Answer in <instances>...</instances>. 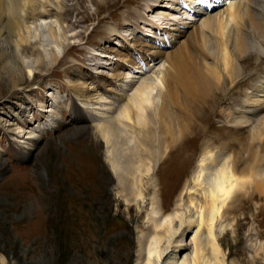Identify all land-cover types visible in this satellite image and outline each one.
I'll use <instances>...</instances> for the list:
<instances>
[{
  "label": "rangeland",
  "instance_id": "rangeland-1",
  "mask_svg": "<svg viewBox=\"0 0 264 264\" xmlns=\"http://www.w3.org/2000/svg\"><path fill=\"white\" fill-rule=\"evenodd\" d=\"M83 1L89 14L98 13V17H104V20L94 19L78 27H72L66 20L63 22L64 30L52 14L38 20L39 23L34 21V24L33 20H29V41L34 52L23 53L21 58L27 70L36 72V77L24 89L23 94L34 99L25 115L17 111L14 104L16 96L8 92L9 86L3 88L6 93L0 99V264H141L142 248H145L141 243L145 237L149 238L154 226L152 220L158 212L157 204L151 200L153 193L158 191L165 199L159 205L165 203L169 194L173 193L172 189L179 192L178 189L189 178L199 174L196 156L185 177L181 171L180 174L173 172L170 166L165 169L167 164H151L148 175L140 179V174L135 173L134 178H128L123 189V186H118L107 155L115 152L120 156V166L125 168L123 156L127 155V148L135 147L137 140L122 130L124 144L112 148L101 141L95 127L115 115L113 109L119 106L121 94L129 93L128 83L122 84V87L116 86L119 89L112 96L102 92L101 99L92 103L82 100L70 90L69 81L73 79L72 72L85 74L87 78L84 81L88 84L95 82L97 70L109 74L115 59L100 53L98 46L102 45V41H108L111 48L121 49L119 46H126L124 40L128 37H145L158 42H165L167 38L158 31V26L146 31L147 27L138 18L131 21L140 30L122 23V18L134 17V11L156 23L158 16L156 18L154 12L150 13L145 8L151 0H135L126 8L117 9L96 7L92 0ZM224 1L218 4L219 8L224 6ZM59 2L71 10L75 6L81 9L77 0ZM200 7L207 9L206 6ZM204 9L200 8L202 11ZM193 14L196 16L184 10L176 15V22L181 18V22L199 25L206 18V14ZM72 17L79 19L74 18L73 14ZM245 17V25L251 28L248 42L253 41L254 52L259 50V54L252 53L246 42L241 43L229 75L224 77H227L225 80L231 89L218 99L217 111L220 115L204 120L206 134L199 141L202 144L209 139L217 146L216 136L250 137L254 139L253 150L257 151L254 170L246 182L248 194L222 208L223 213L217 222L220 230L217 227L216 231L214 229L218 258H222L223 264H264V62L260 60L264 56V29L263 22L251 23L254 20L250 13ZM207 19L212 27L213 20ZM252 24L256 27L253 28ZM106 26L112 27L119 37H110L109 33L104 32ZM257 32H261V36ZM217 48L216 41L209 38L207 53L214 60ZM52 52L58 53L60 60L65 56V63L52 66ZM39 58L45 67L39 66ZM257 58L259 61H256ZM152 63L153 67L150 65L146 70L147 75L158 73L162 65L158 59ZM132 74L142 76L139 72ZM140 77L134 80L139 83ZM230 78L235 79L233 86ZM258 83L263 84L262 93L259 94L255 92ZM251 93L255 94V99L261 100L257 106L244 105ZM236 100L238 103L234 102ZM13 116H19L20 123L17 122L16 126L20 128L10 133L4 130L2 124ZM242 116L249 121L239 126ZM212 120L214 122L211 123ZM211 126H214V130ZM33 140L41 141L40 150L30 149L28 145ZM235 146L237 150L239 147ZM228 155L227 150L221 149L214 152L212 158L222 164L229 159ZM205 164L209 165L208 168H214L209 158ZM175 174L182 180H178L180 184L183 182L181 185L173 177ZM208 174L214 176L213 171L208 170L204 185L211 181L209 179L212 177L209 178ZM258 183L262 185L259 193L255 190ZM136 191H141L143 196L134 199L132 194ZM177 192L172 195V201L177 197ZM190 212L187 216L193 215L195 210ZM189 228L182 236L176 233L170 241L166 238L160 241V248L167 256L166 264H174L191 252L190 239L197 228L194 224ZM198 233L202 239L206 238L205 228L199 229ZM175 240L184 248L176 251ZM207 253L206 248V256Z\"/></svg>",
  "mask_w": 264,
  "mask_h": 264
},
{
  "label": "bare ground",
  "instance_id": "bare-ground-1",
  "mask_svg": "<svg viewBox=\"0 0 264 264\" xmlns=\"http://www.w3.org/2000/svg\"><path fill=\"white\" fill-rule=\"evenodd\" d=\"M92 1L96 7L104 6L106 9L126 8L129 3L135 2V0ZM205 1L208 3L206 4ZM222 1L151 0L145 8L148 12L151 11L150 13L154 12L156 18L158 16L157 25L154 20L144 18L137 11H134V17L122 18V23L132 25L140 30L133 23L134 21H131L133 18H138L142 22L141 24L147 27L146 31L158 26V31H161L167 38L165 42L133 36L126 38L129 39L128 41L124 40L126 46H119L121 49H116L111 48L109 42L104 39L105 42L102 41V45L98 46L100 53L115 59L109 74L97 70L95 71V82L88 84L84 81L87 78L85 74L72 72L73 79L69 81L70 90L77 93L82 100L92 103L101 99L102 92L112 96L119 89H116V86L122 87V84L128 83L129 93L121 94L119 106L113 109L115 115L108 117L106 122L95 127L101 141L112 148L115 147L114 145L124 144L122 130L126 132V135L134 136L137 140L135 147L126 149L127 155L123 156L125 168L120 166V156L115 155V152H109L110 155H107L111 173L117 180L118 186H123L122 189L130 176L134 178L135 173L140 174V179L144 175H148L152 169L151 164L155 166L156 164H167L165 169L170 166L173 172L180 174L181 171L185 177L190 164L196 156L198 157V176L189 178L183 187L179 189L176 187L179 192L171 188L173 193H170L165 203L161 202L160 205V201L164 198L158 191L153 193L151 200L152 203L157 204L158 212L155 215L156 218L152 220L154 226L148 235L149 238L145 237L141 243V246L145 247L142 248L144 253L141 264H166L167 256L164 249L160 248V241L165 238L170 241L176 233L182 236L191 224L197 228L190 239L192 242L191 252L174 264H223L222 258H218L219 251L215 242L214 232L217 222L221 218L223 207L227 208L234 201H240L242 196L248 194L245 189L246 182L254 170V158L257 155V151L254 152L252 147L254 139L227 135L225 138L216 136L217 146L209 139L199 144L202 136L206 134L204 120L220 115L217 111L218 99L222 95H227L231 89L226 83L227 77L225 79L224 77L231 70L241 43L246 42L247 44H245L249 46L251 52H254V47L251 44L253 41L248 42V33L251 32L250 27L245 25L246 14L250 13L253 17L254 22L251 23L263 22L264 29V13L262 11L264 0H225L223 8L222 6L219 8L218 4ZM77 3L81 9L75 6L71 10V8L62 6L59 0H0V99L5 97L6 92L3 91V88L8 85V92L16 96L14 104L19 114L25 115V111L30 109L31 104L34 103L32 96L23 94L26 85L36 77V72L32 73V70H27L21 58L23 53L31 50L34 52L29 41L31 36L29 20L38 22L52 14L62 30H64L63 22L66 20L72 27H78L79 24L94 19L104 20V17H98V13L89 14L83 0H77ZM201 5L206 6L207 9L200 7ZM200 8L204 10L202 11ZM184 10L192 15H194L193 13L205 15L207 12L214 11L206 14V18L213 20V26H210L205 17L199 25H194L192 22H181V18L179 22H176V15L183 13ZM72 14L75 16L74 18L79 19H73ZM252 26L256 27L253 24ZM103 29L104 32L110 34V37H119V33L112 27L106 26ZM260 31L262 32V30ZM261 32L257 33H260L261 36ZM52 35L57 42L53 32ZM249 36L251 35L249 34ZM121 38L123 39L122 36ZM209 38L214 39L217 43L215 60L207 53ZM254 53L259 54V50ZM157 59L162 62L157 70L159 75L154 72L155 75L153 73L147 75L146 70L150 65L153 67L152 62ZM65 60V56L60 60L58 53L52 52V66L62 65ZM260 60L263 63L264 56ZM256 61L259 59L257 58ZM38 62L39 66H42L41 68L45 67L40 58ZM133 72H139L142 76H136V74H132ZM135 77H137L136 79L140 77L139 83L134 80ZM234 81L235 79H232L231 86L234 85ZM133 83L136 84L135 87ZM261 85L255 89L258 94L262 93L263 86ZM254 97H256L255 94H249L244 105L257 106L260 104L261 100ZM234 102L238 103L237 100ZM258 107L260 106L258 105ZM18 117L13 116L11 119L5 120L2 124L4 130L12 132L20 128L17 127V122L20 123ZM248 121L246 116H242L239 126ZM212 122L214 121L212 120ZM234 144L235 147H239L237 150L233 147ZM28 146L35 151L42 148L40 140L30 141ZM221 149L227 150L229 153V159L221 162L222 164L217 163L216 158H212L214 152ZM208 158L214 164L213 169L208 168L209 165L205 164ZM138 163L139 166L135 167ZM208 170H212L214 176L211 178L208 174L211 179L207 178L211 181L204 185ZM193 173L195 174V172ZM176 175H173L176 181L181 180ZM178 182L179 185L183 183ZM261 186L259 183L255 186L258 193L262 190ZM176 192L177 197L172 201V195ZM132 196L137 199L141 198L143 194L141 191H136ZM124 200L127 202V199ZM172 205L173 208H171ZM191 210H195V213L187 216ZM32 227L35 228V223ZM204 228L206 238L202 239L198 230ZM174 244L176 251L184 248V245H179V241L175 240ZM206 248L208 249L207 256Z\"/></svg>",
  "mask_w": 264,
  "mask_h": 264
}]
</instances>
